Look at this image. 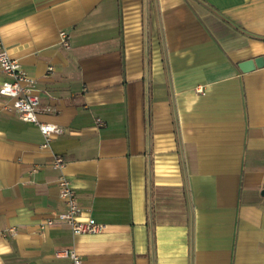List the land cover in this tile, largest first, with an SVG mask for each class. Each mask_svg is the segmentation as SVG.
Segmentation results:
<instances>
[{
	"label": "crops",
	"instance_id": "1",
	"mask_svg": "<svg viewBox=\"0 0 264 264\" xmlns=\"http://www.w3.org/2000/svg\"><path fill=\"white\" fill-rule=\"evenodd\" d=\"M0 46L63 130L0 97V264H264V0H0ZM62 175L101 233L40 230Z\"/></svg>",
	"mask_w": 264,
	"mask_h": 264
},
{
	"label": "built area",
	"instance_id": "2",
	"mask_svg": "<svg viewBox=\"0 0 264 264\" xmlns=\"http://www.w3.org/2000/svg\"><path fill=\"white\" fill-rule=\"evenodd\" d=\"M59 43L62 47L69 46L67 33H59ZM0 74L6 79L0 83V97L10 101V105L5 107L8 111H13L18 118L25 123L35 125L47 144L52 138L63 134V130L58 126L49 123L39 122L37 115L40 113L39 98L34 89L35 81L30 78L21 68L19 62L8 56L6 51L0 46ZM64 166L61 157H56L54 167L62 170ZM59 198L64 203L65 210L56 214L53 218H47L40 225V230L52 227L59 223L66 226L74 235H94L103 231L104 226L96 224L92 220L80 221V207L76 193L70 181L63 175L58 181ZM9 233L14 234L15 229L11 228ZM4 236V234H0ZM56 258L66 259L68 264H82L80 257L73 249H61L55 254Z\"/></svg>",
	"mask_w": 264,
	"mask_h": 264
},
{
	"label": "water",
	"instance_id": "3",
	"mask_svg": "<svg viewBox=\"0 0 264 264\" xmlns=\"http://www.w3.org/2000/svg\"><path fill=\"white\" fill-rule=\"evenodd\" d=\"M237 67H238L239 71L242 73L251 72L257 68L259 69V68L263 67V58L258 57L255 59H251V60H247V61L238 63Z\"/></svg>",
	"mask_w": 264,
	"mask_h": 264
}]
</instances>
